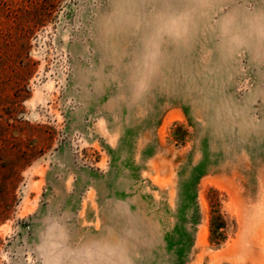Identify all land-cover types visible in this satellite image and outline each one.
<instances>
[{
    "label": "rangeland",
    "instance_id": "1",
    "mask_svg": "<svg viewBox=\"0 0 264 264\" xmlns=\"http://www.w3.org/2000/svg\"><path fill=\"white\" fill-rule=\"evenodd\" d=\"M79 5L0 0V264H264V135L174 94L121 109L98 56L85 96Z\"/></svg>",
    "mask_w": 264,
    "mask_h": 264
},
{
    "label": "clouds",
    "instance_id": "2",
    "mask_svg": "<svg viewBox=\"0 0 264 264\" xmlns=\"http://www.w3.org/2000/svg\"><path fill=\"white\" fill-rule=\"evenodd\" d=\"M80 10L93 45L85 96L103 83L98 56L121 109L143 116L174 94L240 139L264 135V91L244 79L264 82V0H80Z\"/></svg>",
    "mask_w": 264,
    "mask_h": 264
}]
</instances>
